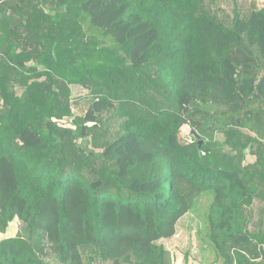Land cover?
<instances>
[{
  "label": "trees",
  "instance_id": "trees-1",
  "mask_svg": "<svg viewBox=\"0 0 264 264\" xmlns=\"http://www.w3.org/2000/svg\"><path fill=\"white\" fill-rule=\"evenodd\" d=\"M203 193L210 264H264V8L0 0V264H172Z\"/></svg>",
  "mask_w": 264,
  "mask_h": 264
},
{
  "label": "rangeland",
  "instance_id": "rangeland-1",
  "mask_svg": "<svg viewBox=\"0 0 264 264\" xmlns=\"http://www.w3.org/2000/svg\"><path fill=\"white\" fill-rule=\"evenodd\" d=\"M258 8H264V0H254ZM88 91L78 86L71 87L72 98V114L78 116L82 114L87 107L89 100ZM205 110L210 112H220L214 106H207ZM73 118H66L58 121L59 126L73 128L70 123ZM192 132L189 126H184L182 135L188 137ZM249 158V157H248ZM250 159V158H249ZM211 201L209 193H203L196 201L191 212L183 216L177 223L176 234L170 239L158 241V244L163 245L169 251L172 259V264H210L212 255L206 248H201L203 244V234L205 232V217L207 209ZM16 223H11L5 235L0 234V239L11 237L15 234Z\"/></svg>",
  "mask_w": 264,
  "mask_h": 264
},
{
  "label": "water",
  "instance_id": "water-1",
  "mask_svg": "<svg viewBox=\"0 0 264 264\" xmlns=\"http://www.w3.org/2000/svg\"><path fill=\"white\" fill-rule=\"evenodd\" d=\"M191 135H193L195 138H198V135L195 132H192ZM201 143H202L201 141H198L197 146L196 147H192L191 148V151H195L196 148H199V146H200Z\"/></svg>",
  "mask_w": 264,
  "mask_h": 264
},
{
  "label": "built area",
  "instance_id": "built-area-1",
  "mask_svg": "<svg viewBox=\"0 0 264 264\" xmlns=\"http://www.w3.org/2000/svg\"><path fill=\"white\" fill-rule=\"evenodd\" d=\"M186 141L188 142V143H190L191 142V139L190 138H188V139H186ZM190 141V142H189Z\"/></svg>",
  "mask_w": 264,
  "mask_h": 264
},
{
  "label": "crops",
  "instance_id": "crops-1",
  "mask_svg": "<svg viewBox=\"0 0 264 264\" xmlns=\"http://www.w3.org/2000/svg\"><path fill=\"white\" fill-rule=\"evenodd\" d=\"M13 223V222H12ZM15 223V222H14ZM11 225V224H10Z\"/></svg>",
  "mask_w": 264,
  "mask_h": 264
},
{
  "label": "clouds",
  "instance_id": "clouds-1",
  "mask_svg": "<svg viewBox=\"0 0 264 264\" xmlns=\"http://www.w3.org/2000/svg\"><path fill=\"white\" fill-rule=\"evenodd\" d=\"M190 142V141H189Z\"/></svg>",
  "mask_w": 264,
  "mask_h": 264
}]
</instances>
